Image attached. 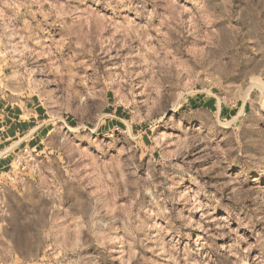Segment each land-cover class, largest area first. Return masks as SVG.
Returning a JSON list of instances; mask_svg holds the SVG:
<instances>
[{
  "label": "rangeland",
  "instance_id": "rangeland-1",
  "mask_svg": "<svg viewBox=\"0 0 264 264\" xmlns=\"http://www.w3.org/2000/svg\"><path fill=\"white\" fill-rule=\"evenodd\" d=\"M0 18V95L53 129L0 176V264H264V0Z\"/></svg>",
  "mask_w": 264,
  "mask_h": 264
},
{
  "label": "crops",
  "instance_id": "crops-1",
  "mask_svg": "<svg viewBox=\"0 0 264 264\" xmlns=\"http://www.w3.org/2000/svg\"><path fill=\"white\" fill-rule=\"evenodd\" d=\"M5 20L0 18V38L4 35ZM2 52V50H0ZM4 62H0L3 73ZM8 94L0 95V176L12 167L24 149L29 154L38 155L44 150L45 141L53 129L50 121L44 118L43 107L34 105L33 100L24 98L20 104ZM10 264H30L17 249L11 251Z\"/></svg>",
  "mask_w": 264,
  "mask_h": 264
},
{
  "label": "built area",
  "instance_id": "built-area-1",
  "mask_svg": "<svg viewBox=\"0 0 264 264\" xmlns=\"http://www.w3.org/2000/svg\"><path fill=\"white\" fill-rule=\"evenodd\" d=\"M24 153H28V149H24Z\"/></svg>",
  "mask_w": 264,
  "mask_h": 264
}]
</instances>
